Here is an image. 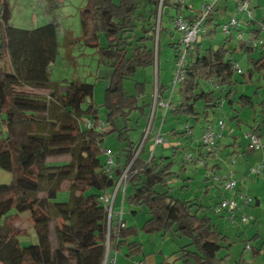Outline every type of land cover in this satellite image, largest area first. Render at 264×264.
<instances>
[{
    "label": "trees",
    "instance_id": "16d2710c",
    "mask_svg": "<svg viewBox=\"0 0 264 264\" xmlns=\"http://www.w3.org/2000/svg\"><path fill=\"white\" fill-rule=\"evenodd\" d=\"M57 1L49 0L50 13L58 8ZM80 1L83 3L78 9L81 35L74 43L93 49L98 62L111 70L101 105L105 113V119L101 120L102 132L95 127L86 129L79 123L87 118L95 123L100 120L93 100L94 85L50 80L49 66L59 49L55 25L49 22L32 30L13 27L9 0H0V169L12 175L10 184L0 185V264H102L107 211L101 198L114 188L130 162L131 176L127 184L131 193L126 203L132 215L144 211L148 218L139 230L125 226L118 234L110 233L111 248L118 252L124 247L126 256L134 257L141 252V245L128 242L130 236H137L140 231L170 233L189 240L176 253L177 259L185 264H224V259L216 254L227 238L207 215L198 216L202 208L193 209L191 201L182 202L167 190L156 189L157 186L167 188V180L173 175L169 158L156 161L151 156L145 163L140 159L141 150L134 158L137 146L128 136L129 122L134 120L131 115L137 114L136 120L145 117L152 107V103L140 100L146 96L149 82L144 75L140 82L137 73L154 66L161 33L169 30L163 24L170 19L175 31V16L181 15L193 23L201 13L194 20L187 19L183 11L185 0L182 5L172 0V15L162 12L169 0ZM210 12L201 22L204 33L188 49L180 101L172 109L176 115L197 118V105L202 103L204 119H207L208 111L214 113L222 98L229 101L233 93L235 62L229 58L232 51L227 44L234 37H225L224 43L216 48L197 43L202 34L214 37L217 25L207 34L205 30ZM260 29H264V20ZM250 31L249 34L259 36V30ZM234 40L246 54L254 50L250 43ZM175 41L170 44L173 63ZM192 53H195L194 61L189 59ZM252 65L253 68L242 74L244 79L250 80L253 72L264 74L263 56L252 60ZM126 80L133 81L132 92L126 91ZM156 88L160 98L166 87L156 83ZM38 90L49 94L35 93ZM153 91L152 88V94ZM217 92H223L224 96H218ZM240 100L244 106L251 103L246 96ZM261 108L264 117V101ZM46 112L48 116L38 115ZM111 134L127 146L124 166L115 163L113 168H108L105 164L103 144ZM54 156H69L70 160L46 162V158ZM63 182L66 185L62 186ZM61 189L70 193L67 203L54 202ZM42 192L46 196L39 198ZM50 203L59 217L55 232L60 246L56 249L51 248L49 240L50 218L46 209ZM24 213L32 220L36 245L22 247L19 243L18 237L25 232L16 230L13 222L20 220L19 216Z\"/></svg>",
    "mask_w": 264,
    "mask_h": 264
},
{
    "label": "crops",
    "instance_id": "0c3cea01",
    "mask_svg": "<svg viewBox=\"0 0 264 264\" xmlns=\"http://www.w3.org/2000/svg\"><path fill=\"white\" fill-rule=\"evenodd\" d=\"M237 1L238 0L215 1L209 15V22H208L209 26L208 28L207 27L205 28L206 34L210 30V28L214 27V25L220 27L223 23L227 22L231 17H235L241 23L246 21L245 27L242 26L244 35H246L248 32H251L250 31L251 29L254 31L259 30L258 32L259 36H264V29H260L262 21L264 20V0H252L254 2V5H252L251 7L252 8L251 19H248L246 16H243V14L242 15L238 14L235 16V5ZM204 3L205 0H185L183 11L186 18L189 20H194V18H196V16H198L201 13V8ZM171 5H172V0H169V4L165 5L162 9L163 14L165 13H168L170 15L174 14V10L171 7ZM249 21L252 22V25H249L250 24ZM168 22L170 23V19L168 20ZM50 23H53V20L50 21ZM167 26L168 24H166V28L168 29ZM166 34H169L170 36V40H169V47H170V44L175 41L176 32L171 28L167 30ZM67 35L66 36L64 35L65 37L63 40L64 41L63 44L67 42L66 48L68 49V47L75 44L74 39L79 37L81 34L79 36H74L71 33L70 36V33H67ZM216 35L217 32H215L214 37L211 39L209 38V35L204 36V34H202L199 36L197 43H200L203 47V41L206 40L207 44L204 47L211 46L213 48H216L217 46L224 43V40H216L215 38ZM215 41H217L218 43L216 44V46H213L212 43ZM230 44L233 45V49L230 50L232 51V53L236 51H240L247 56V67L245 72L253 68L252 60L253 61L257 60L261 56L264 57V52H260V51L255 52V50H253L249 54H246L243 50L239 48L240 44L236 42L234 38L231 39V41L229 42V44H227V46ZM64 52L68 53L66 51ZM195 58H196L195 53H192L189 57V59H191L192 61H194ZM172 69H173V64H172ZM263 78H264V74L253 72L250 80L243 78L242 81L241 79L237 78V75L235 74L234 75L235 84L233 86V93L230 96L229 101L224 99L223 92H217L218 96L223 97L221 101V105L219 109H217L214 113L208 111V118L204 119V127H203L204 130L205 126L209 123L211 124L213 123L214 125H216L219 120L224 121V127L222 129H216L220 135L216 143H217V151L221 159L212 160L209 158V156L203 154V152L201 151L200 141H197V145H195L192 142L191 135L189 133L185 134V130H183L182 125H184L185 123V124H189V130L191 132L192 129L194 128V124L192 122L197 121L199 119V116L195 118V117H186L183 116L182 114L176 115L172 113V109L175 106H177L180 101V87L170 95L169 82L171 78H168L166 80L165 77L164 78L162 77L161 81H159V69H158L156 72V83H159L161 86L166 87V90L163 92L160 99L161 100L169 99L171 107H169V109L166 111L161 107L155 108L151 122L152 125L150 128V132L148 134L147 140H145L142 147L140 148L141 150L140 159L145 163H147L150 160L151 156H153L156 161L160 158H169V161L172 163L170 170L173 175L167 180V188H161L160 186H157L156 189L158 191L167 190L171 196L182 202L191 201V203L194 205L193 209L201 207L202 210L199 212L198 216H203L204 214L207 215V217L211 219L212 223L218 228V230L221 233H223V235L226 236L227 242L219 245L220 247L219 250H217V254H216L218 258L224 259V264H228L227 263L229 256L228 252L229 249L235 244V242L233 241L234 238H233V232L230 230L231 228H229L225 224L223 226H220L221 224L219 225L218 222L217 224L214 220V214L211 211L212 206L218 203L223 196L222 187L218 182L214 180V177L227 174V171L230 167V169L233 171V175L236 180V186L234 191L231 194L227 193V195L230 198H236L237 193L243 192L247 194L251 198L249 205H247L249 206L248 213L253 216L254 218L253 221H255L256 222L255 224H258V226L260 225V222H264V188H263L264 181H262L261 178L259 177L260 174L264 175V169L261 171L259 175H252L249 173L250 167L255 166L257 163H262L264 166V147L255 152L248 151L247 149L248 139L245 137V133L248 128L255 129L260 134L264 133V124H262L264 117L261 113V109H262L261 104L264 101V96L261 95V93H263V90L260 89L261 86L258 85L259 81H261V79ZM255 79L258 80L257 81L258 84L255 85L256 87L253 90L254 92H247L248 91L247 87L250 86L249 89H252V86L255 83ZM80 81L82 80H79V82ZM139 81L143 82L142 79L141 80L139 79ZM245 81H247L248 83L245 85V87H241L240 84ZM151 90L152 89H150L149 91L146 86V96L141 97L140 100L145 101L147 103H152ZM241 96H246L250 98L251 103L244 106L242 104V100H240ZM198 105L202 106V103H199ZM211 115L213 116L212 119H211ZM137 116H138L137 114H132L131 118L136 120ZM150 116H151V108L148 109L147 116L138 118L136 121L132 120L129 122V128L131 129V132H129L128 136L129 139L133 142L134 146H137V149L141 145L140 142L142 140V130L146 127V125H148L147 122ZM159 129L160 132L167 139H169V143L172 145L171 146L172 152L169 155H165V154L162 155L160 153L157 156H155V154L150 153V149L154 146L153 144L154 134ZM135 133L138 135V137L133 139L132 135H135ZM115 134H111L106 137V140L103 144V149L104 148L110 149L111 146L113 147V145H115L116 150H112L113 161L117 165L124 166L127 146L125 143L118 141ZM149 138H150V144L147 145L148 147H146L145 144L147 143ZM187 144H190L189 145L190 151H192V153H189L188 155L186 154V156H189V159H187L185 156L179 161L176 160V158L179 157L178 155L179 151L181 150L184 151ZM230 156H236V158L238 159V160L236 159V161L238 162L237 167L235 166V164L237 163L236 161L232 163L234 164L233 166L228 163ZM201 160L204 162V166H201L199 164V161ZM170 190H176L175 192H177V194L176 195L172 194ZM108 193L114 195L113 211L118 212L120 211V209H122L123 212L122 219L125 223V226L134 227L139 230L142 224L147 220L148 216L146 213H144V211L138 212L136 215H132L130 213V209L128 208L126 203L127 201L126 198L131 193L130 184H127L124 194L121 189H119L116 192H114V190L111 189ZM207 208H209V210H207ZM245 208L246 207H244V205L242 206L239 203V211L244 212L246 210ZM223 214H221V216L219 215V218L226 220L225 219L226 216L225 214L224 215ZM237 214L238 213H236V215ZM112 225L113 226L116 225L115 219L112 221ZM220 227L221 228L225 227L224 231L220 230ZM139 233H143V232L140 231ZM263 233H264V228L262 229L259 226V228L256 229L255 235L253 237L255 240L254 246L250 245L251 246L250 252H246L245 245L243 246L242 252L239 255L238 264H246L245 259H247V253L251 256V259H254L255 257L260 255L264 256V237L262 235ZM155 234L161 236L160 237L161 244L165 242L166 237L168 235L172 237V239H168V241L170 240L173 241V238L174 241L181 239L178 236L172 235L170 233H166L163 235L160 233H154L153 235ZM147 235H151V234H147ZM127 241L128 242L135 241L141 245V243L137 241V236H130L127 239ZM187 243H189V240H187L185 244ZM183 245H181L180 248ZM163 248H160V250L155 253V254H159L162 257V260L159 262V264H172V262L170 263L169 261L170 257L172 255L173 256L175 255L174 257L177 259L178 254L176 253L180 250V248L177 251H174L170 256H166L167 252H165ZM189 249L191 250L193 248L190 247ZM119 253H121L123 256L122 258L126 260L124 261L125 264H134L135 261H141L142 264H157L156 262L157 259L154 255L146 256L148 254H145L143 252L142 245H141V252L134 257H127L126 249L124 247L115 253V257ZM254 253H256V255H254ZM111 254H114V252L112 251ZM181 261L184 263L183 260ZM186 264H191V263H186Z\"/></svg>",
    "mask_w": 264,
    "mask_h": 264
},
{
    "label": "rangeland",
    "instance_id": "374dc122",
    "mask_svg": "<svg viewBox=\"0 0 264 264\" xmlns=\"http://www.w3.org/2000/svg\"><path fill=\"white\" fill-rule=\"evenodd\" d=\"M146 1V0H144ZM48 2L49 0H9V3L11 5V20H10V25L16 28L20 29H25V30H32L38 27H41L50 21L53 20V23L58 31L57 33V39H58V44H59V49L57 56L53 63L50 64L49 66V75H50V80L53 82H60L62 80L66 81H74V82H79V80H82L83 82L90 83L94 85V95H93V100L95 101L97 108H98V114L100 117V120L105 119V113H104V108L101 106L103 104V98L105 94V89L109 84L110 76H111V70L107 68L104 64H101L98 62V57L94 53V50L83 45L82 43H75L74 45L66 48V43L63 44L64 37L67 35V33H71L74 36H79L81 34V26H80V21H79V14H78V9L82 6V2L80 0H58L57 5L58 8L55 9L54 13L51 14L49 13L48 9ZM249 4L252 7L254 5V2L252 0H249ZM46 13V14H45ZM235 11V16L238 15ZM242 15V14H241ZM244 16V15H243ZM165 22L167 21L164 19ZM246 21L242 22V26L245 27ZM158 24V23H157ZM168 28H172V23L168 22ZM166 24H163V27H165ZM171 27V28H170ZM158 30V29H156ZM217 35L215 36L216 40H225V35L221 32L220 27H217ZM65 35V36H64ZM68 36V35H67ZM169 40L170 36L169 34H166L165 31H162L161 36H160V42H159V48H158V53L157 54V59L155 60V64L153 68H149L148 70L146 69L145 71H138L137 73V79L140 77L143 79V75L146 77L147 82V89L150 91V89H155L156 87V72L159 69V81H161L162 77L167 80L168 78H171L172 75V64H173V49L169 47ZM218 42L215 41L213 42V46H216ZM207 41H203V47L206 46ZM65 48V50H64ZM156 48V51H157ZM229 50L233 49V45L230 44L227 46ZM255 52H259V48L254 49ZM70 53V55L67 57L66 53ZM229 58L233 60L240 69L246 70L247 67V56L240 52L236 51L232 54H229ZM237 78L241 79L243 81V76L239 73H236ZM258 80L255 79V83L252 86V89H249L247 87L248 91L247 92H254L253 90L255 89V85L258 84ZM248 82H242L240 84L241 87H245V85ZM261 86L260 89L263 90V93H261L262 96H264V78L259 81V84ZM124 87L126 91L132 92L133 88V81L126 80L124 82ZM254 87V88H253ZM61 90H66V88H61ZM152 91V90H151ZM242 91V90H241ZM35 93H39L40 95H47L49 94V91L46 90H38ZM253 94V93H252ZM153 99V98H152ZM153 105V102H152ZM198 112H199V119L197 121L192 122L194 124V128L192 129L189 134L191 135L192 142L197 145V141H200L201 135L203 133V127H204V113L202 110L201 105H198ZM217 114V113H216ZM39 116H48V113H40L38 114ZM213 116L211 115V119ZM150 119V117H149ZM223 121V120H219ZM79 123L82 124L83 120H79ZM224 123V121H223ZM149 124V120L147 122ZM192 124V125H193ZM213 124V123H212ZM185 125V123H184ZM189 127V124H186ZM214 125V124H213ZM183 126V125H182ZM148 125L142 130L143 134L144 131L147 129ZM216 129H219L217 124L214 125ZM251 131L250 128L246 130ZM134 134V133H132ZM133 139L137 138L138 135L135 133V135H132ZM164 142L156 147H152L150 149V153L155 154L157 156L158 154L162 155H169L171 154V144L169 143V139H167L164 136ZM115 142V141H114ZM143 142V137L140 143ZM116 143V142H115ZM150 144V138L148 139L147 143L145 144L146 147L147 145ZM190 144H187L186 148L184 151H179L178 155L179 157L176 158V160H180L188 155L189 153H192L190 151ZM116 150V146L113 145V147H110V151ZM193 150V149H192ZM201 151L203 154L206 155L205 149L201 146ZM187 159H189V156H186ZM210 159H221L219 156V153L217 151V143H216V156H209ZM236 156H230L228 163L231 164L232 166V160L234 162L236 161ZM70 157L69 156H54V157H48L46 158L47 163H61V162H66L69 161ZM238 160V159H237ZM237 162V161H236ZM235 166H238V162L235 164ZM176 169V168H174ZM228 172V171H227ZM262 181H264V175L260 174L259 176ZM234 178V177H233ZM235 180V178H234ZM12 181V175L9 172L3 171L0 169V185H8ZM236 181V180H235ZM66 185L65 182H63L62 186ZM263 186V185H262ZM222 191H223V196L222 199L227 197L231 200H235L237 205H238V210H237V215L235 217L234 222H231L228 219V215L226 212L221 211L219 214H215L213 212V208L215 205L212 206V213L214 214V220L215 222L219 223L220 226H223L224 224L227 225L230 230L233 232V238L235 244L229 249V256H228V264H238L239 262V255L242 252V248L245 245V251L250 252L251 251V246H254V235L256 232V229L259 228H264V222H260V225L255 224L256 222L253 221L254 218L251 214L248 213V207L249 206H244L246 207L245 211H239V203L243 206V202L241 199V195H244L245 193H237L236 198H230L227 193H232L233 191H225L224 187L221 185ZM264 188V186H263ZM176 190H170L172 194H177L175 192ZM174 195V196H175ZM247 198H250L247 194H245ZM46 196V193H40L38 195L39 198H44ZM235 197V196H234ZM70 198V193L67 189H61L58 191L55 201L57 203H67ZM251 200V198H250ZM46 209V213L48 214L50 218V224H49V240L51 243V248L56 249L58 246H60V239L56 235L55 228L59 225V217L56 213L55 208L52 206L50 203ZM225 214L226 220L219 218V215ZM223 214V215H224ZM247 215L250 217V222L248 224H242L240 222V216L241 215ZM217 215V216H216ZM213 216V215H211ZM19 217L20 220H16V222H13V227L16 230H20L22 232H25V234L20 235L18 237L19 243L22 247L30 246V245H36L37 244V236L35 229L33 227L32 220L29 216L28 213H24L20 215ZM217 223V224H218ZM225 227L221 228L220 230L224 231ZM264 237V233L262 234ZM161 236L155 234L147 235L144 233H139L137 235V241L141 243L143 252L145 254H148L146 256H151L154 255L157 259V264L162 260V257L159 254H155L160 250V248H163V250L166 253V256H170L174 251H177L181 245L185 244L187 242V238H181L179 240H175L173 238V241H168V239H172L169 235L166 237V240L163 244L160 242ZM246 245H249L250 249H246ZM163 246V247H162ZM113 255V254H112ZM175 256V255H174ZM173 255L171 257H174ZM122 254L119 253L115 258L113 256H110V258H114V264H125ZM170 257V263L172 264H184L180 259L171 258ZM246 264H264V256H257L254 259H251V256L247 253V259H245Z\"/></svg>",
    "mask_w": 264,
    "mask_h": 264
},
{
    "label": "built area",
    "instance_id": "2783aa9c",
    "mask_svg": "<svg viewBox=\"0 0 264 264\" xmlns=\"http://www.w3.org/2000/svg\"><path fill=\"white\" fill-rule=\"evenodd\" d=\"M175 3L183 4V0H173ZM216 0H205V3L202 5L201 8V15L200 18L193 23H188L181 15L175 16L173 20V28L177 32V40L175 41V50H174V63L172 69V75L169 82V91L170 95L178 89L185 79L184 69L187 64V53L190 45L196 41L197 36L200 33H204V30L201 27L202 20L209 14L213 5ZM235 11L239 14H243L248 19L252 18V8L247 0H238L235 5ZM221 32L225 35V37L233 36L237 41H245L250 43V46L255 49L259 48L260 52H264V36H255L252 34L247 33L244 35L243 28L241 22L236 19L235 17H231L226 23L221 26ZM233 69L236 73L243 74L244 71L238 67L236 63H233ZM153 105L151 107V116L149 119V124L147 129L144 131L143 134V142L135 152L134 158L138 155L140 148L142 147L143 143L145 142L151 128V122L154 114V110L156 107H161L165 111L171 107L169 99L161 100L157 93V88L155 87L153 94ZM83 125L86 129H91L95 127L98 132L103 131V122L98 120L96 123L93 119L87 118L83 121ZM217 126L219 129L224 127L223 121H218ZM183 130L186 132L189 131L188 125H183ZM220 137L219 133L217 132L214 125L211 123L207 124L203 130V133L200 138V145L205 149V153L208 156H216V142L217 139ZM245 137L248 139L247 149L250 152H255L260 150L264 147V133L260 134L255 129H251V131H247L245 133ZM164 135L160 132V129L154 134L153 137V144L154 146L162 144L164 141ZM103 156L105 158V164L108 168H113L115 163L113 161L112 152L110 149H103ZM130 162L121 172L119 175L115 185H114V192L118 191L119 189L122 190L123 194L125 193V189L128 183V180L131 176V166ZM234 163V160H232ZM201 166H204V162L201 160L199 161ZM264 169L262 163H257L255 166L250 167L249 173L252 175H259L261 171ZM233 171L228 169L227 174L215 176L214 180L222 185L225 191H233L236 186V181L234 180ZM244 206L249 205L250 198L247 196L241 195L240 196ZM113 198L114 195L112 194H105L101 200L105 204L106 211H107V235L105 239V254L103 258L102 264H114L115 253L111 248L110 243V233L118 234V232L125 227V223L122 219V209L118 212L113 211ZM238 210V205L235 200H231L229 198H223L218 203L215 204L213 208V212L215 214H219L221 211L226 212L228 215V219L231 222H234L236 213ZM115 219L116 225H112V221ZM250 217L243 214L240 216V222L242 224H248L250 222ZM246 249H250L249 245H246ZM114 252L112 255L111 252ZM113 256L114 258H110ZM134 264H142L141 261H135Z\"/></svg>",
    "mask_w": 264,
    "mask_h": 264
}]
</instances>
